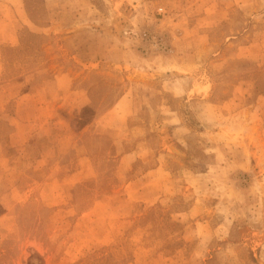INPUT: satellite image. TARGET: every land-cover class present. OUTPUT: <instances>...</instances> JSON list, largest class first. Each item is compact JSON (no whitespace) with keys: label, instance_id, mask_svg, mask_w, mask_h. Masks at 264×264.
I'll return each mask as SVG.
<instances>
[{"label":"rangeland","instance_id":"1","mask_svg":"<svg viewBox=\"0 0 264 264\" xmlns=\"http://www.w3.org/2000/svg\"><path fill=\"white\" fill-rule=\"evenodd\" d=\"M0 264H264V0H0Z\"/></svg>","mask_w":264,"mask_h":264}]
</instances>
